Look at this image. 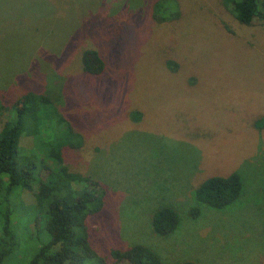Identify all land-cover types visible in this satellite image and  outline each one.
I'll use <instances>...</instances> for the list:
<instances>
[{"label":"rangeland","instance_id":"1","mask_svg":"<svg viewBox=\"0 0 264 264\" xmlns=\"http://www.w3.org/2000/svg\"><path fill=\"white\" fill-rule=\"evenodd\" d=\"M156 1L0 0V128L26 93L61 92L57 109L83 141L62 139L64 164L104 191L85 223L100 255L143 245L162 264H264L263 23H239L222 0H174L178 10L155 16ZM87 49L101 74L82 71ZM232 173L240 197L192 219L196 188ZM19 198L12 223L23 234L3 264H28L36 249L34 190ZM164 207L179 215L167 236L151 227Z\"/></svg>","mask_w":264,"mask_h":264},{"label":"trees","instance_id":"2","mask_svg":"<svg viewBox=\"0 0 264 264\" xmlns=\"http://www.w3.org/2000/svg\"><path fill=\"white\" fill-rule=\"evenodd\" d=\"M222 3L230 8L239 23L249 25L257 20L264 26V0H222ZM163 4L172 11L178 10L174 0H157L153 6L155 16ZM177 16L172 15L171 19ZM81 67L84 73L96 76L103 72L104 62L97 51L87 49L81 55ZM59 93L50 87L42 93H26L8 110L9 116L1 125L0 264L21 242L19 234L23 231L18 232L13 226L12 208L15 199L22 206L19 195L26 190H34L32 206L38 214L34 211L33 224L31 227L26 225V237L36 242L28 264H162L158 255L143 245L113 249L108 257L92 248L85 223L88 216L102 210L104 191L98 182L71 172L64 164L63 148L59 145L64 148L68 145L62 139L68 135L76 136L79 142L72 149H79L83 141L58 111L56 105L62 96ZM139 118V113L131 114L132 120ZM58 126H63L65 133L57 134ZM25 138L32 140L28 150L21 144ZM241 190L242 182L237 173L210 177L196 188V204L189 210V216L198 218L202 205L223 209L240 197ZM178 223V213L169 207L157 210L151 219L153 232L161 236L173 233ZM176 264L200 263L184 261Z\"/></svg>","mask_w":264,"mask_h":264}]
</instances>
